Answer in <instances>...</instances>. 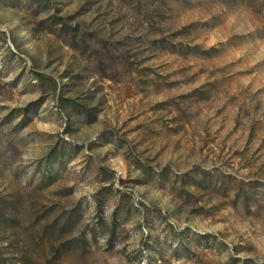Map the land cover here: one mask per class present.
<instances>
[{
  "label": "rangeland",
  "instance_id": "obj_1",
  "mask_svg": "<svg viewBox=\"0 0 264 264\" xmlns=\"http://www.w3.org/2000/svg\"><path fill=\"white\" fill-rule=\"evenodd\" d=\"M0 254L264 264V0H0Z\"/></svg>",
  "mask_w": 264,
  "mask_h": 264
},
{
  "label": "trees",
  "instance_id": "obj_2",
  "mask_svg": "<svg viewBox=\"0 0 264 264\" xmlns=\"http://www.w3.org/2000/svg\"><path fill=\"white\" fill-rule=\"evenodd\" d=\"M63 222L64 223H63L62 226L66 225V227H67V226H70L72 224V219H71L70 216H68V217H66V219H64ZM42 230H43V228H42ZM92 235L95 236V231L94 230L92 231ZM5 260H6L5 255H1L0 254V264H7Z\"/></svg>",
  "mask_w": 264,
  "mask_h": 264
}]
</instances>
